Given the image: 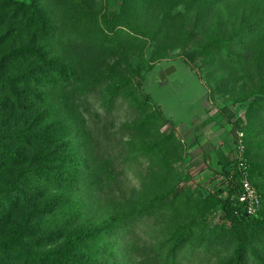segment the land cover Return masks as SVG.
Instances as JSON below:
<instances>
[{"label":"rangeland","instance_id":"1","mask_svg":"<svg viewBox=\"0 0 264 264\" xmlns=\"http://www.w3.org/2000/svg\"><path fill=\"white\" fill-rule=\"evenodd\" d=\"M37 1L56 29L39 45L72 66L78 86L89 89L75 106H58L57 113L62 110L64 121L81 128L97 165L116 170L111 182L121 180L130 207L162 196L172 203L163 216L148 217L135 229L144 264H165L169 246L159 256L155 249L182 229L190 235L175 264H231L230 231L243 225H233L224 210V157L238 163L243 158L258 197L257 215L264 220V0H218L202 17L208 0L160 6L153 0ZM239 33L249 39L235 38L240 42L235 58L206 59L214 43ZM24 35L15 42L27 40ZM207 48L205 54L192 53ZM245 48L248 63L240 61ZM169 64L179 69L172 78L187 86L157 100L156 72ZM120 195L101 193L97 216L110 211L108 199ZM248 237L264 258V231ZM258 260L251 252L248 264H261Z\"/></svg>","mask_w":264,"mask_h":264},{"label":"trees","instance_id":"2","mask_svg":"<svg viewBox=\"0 0 264 264\" xmlns=\"http://www.w3.org/2000/svg\"><path fill=\"white\" fill-rule=\"evenodd\" d=\"M217 1L208 0L201 17ZM178 2L153 0L158 6ZM55 30L37 0H0V264H144L133 240L135 229L148 217L163 216L172 203L162 196L130 207L131 196L121 180L111 182L116 170L97 165L94 147L81 128L64 121L63 107L75 106L89 89L78 86L80 77L72 66L49 57L39 45ZM20 33L27 40L16 43ZM235 38L249 35L217 41L206 59L213 54L219 60L235 58L240 43ZM250 58L245 48L240 61ZM146 99L151 100L148 95ZM232 162L224 157L222 163L228 180L224 210L233 225L240 222L243 227L230 231L231 264H248L251 252L264 264L248 237L249 232L264 231V220L240 202L239 163L230 166ZM103 192L121 195L108 199L110 211L98 217L94 207ZM157 232H151L154 241ZM189 235V229L174 231L155 249L157 256L169 246L165 264H175Z\"/></svg>","mask_w":264,"mask_h":264},{"label":"water","instance_id":"3","mask_svg":"<svg viewBox=\"0 0 264 264\" xmlns=\"http://www.w3.org/2000/svg\"><path fill=\"white\" fill-rule=\"evenodd\" d=\"M179 72L175 64L166 66L161 65L156 72L158 80L154 82L153 95L157 100L166 101L180 87H186V81L173 79L172 77Z\"/></svg>","mask_w":264,"mask_h":264},{"label":"built area","instance_id":"4","mask_svg":"<svg viewBox=\"0 0 264 264\" xmlns=\"http://www.w3.org/2000/svg\"><path fill=\"white\" fill-rule=\"evenodd\" d=\"M239 158V167L241 170L240 183L242 186V193L239 197L240 202L244 203L247 208V212L252 215H257L258 207V197L256 191L252 186L251 182L247 176L246 165L243 162V158Z\"/></svg>","mask_w":264,"mask_h":264}]
</instances>
